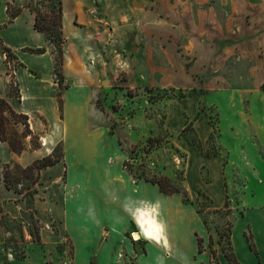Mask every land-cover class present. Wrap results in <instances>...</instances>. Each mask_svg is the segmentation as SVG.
Masks as SVG:
<instances>
[{"label": "rangeland", "instance_id": "rangeland-1", "mask_svg": "<svg viewBox=\"0 0 264 264\" xmlns=\"http://www.w3.org/2000/svg\"><path fill=\"white\" fill-rule=\"evenodd\" d=\"M14 1L13 7H18L20 2ZM70 1L87 6L86 22L72 20L73 28L85 31L84 37L68 30L66 35L71 36H64L63 49L65 62L74 69L82 54L93 77L84 111L96 132L97 154L107 167L121 163L136 183L168 178L186 193L178 194L179 201L194 211L203 227L196 234L201 254L207 253L212 262L226 258L232 252L234 220L247 205H264V48L254 38L264 29V22L234 8L231 0ZM1 3L0 19H4L6 10ZM24 3L38 9L45 5L42 10H46L56 0ZM4 42L0 35V79L9 76L2 78L0 91L9 86L10 79L11 95L22 102L17 80L25 93L29 83L23 73L16 80L14 70L24 63L19 56L8 63ZM8 42L18 43L13 37ZM45 47L44 57L28 50L18 55L44 77L54 67L46 80L57 82L55 47L49 40ZM43 107L47 120L32 116L31 129L51 142H60L64 121L57 119L48 100ZM22 122L15 125L10 120L7 126L8 135L15 133L18 137L12 139L20 143L26 131ZM75 125L79 128L78 120ZM70 136L64 161L44 178L41 175L37 185L20 180L9 192L0 180V264H98L97 245L103 244L111 229L100 227L92 232L94 240L84 242L70 231L67 214L76 212L75 203L84 196L79 185L104 183L105 174H95L100 179L95 177L92 182V175L90 178L85 172L89 161L84 155L89 146L73 133ZM27 139L22 141L27 143L25 150L43 144ZM206 158L223 163L225 201L221 207L214 205L210 193L213 177ZM9 166H0L2 176L7 170L15 179L25 176L17 171V162ZM193 168L199 175L193 173L191 178ZM110 176L120 188H129L126 176L116 170ZM221 180L222 175H217L213 190L219 199ZM76 220L74 226H78ZM166 222L174 250L181 257L188 255L192 249L189 231L195 223L190 217L176 216ZM140 231L123 235L135 250L139 243L134 236ZM76 252L84 259H78ZM119 258L124 264H137L126 247ZM181 260L188 262L153 257L144 259V264H177Z\"/></svg>", "mask_w": 264, "mask_h": 264}, {"label": "crops", "instance_id": "crops-1", "mask_svg": "<svg viewBox=\"0 0 264 264\" xmlns=\"http://www.w3.org/2000/svg\"><path fill=\"white\" fill-rule=\"evenodd\" d=\"M231 1H233L234 8L236 6L241 12H250L253 19L257 18L256 21L260 19L264 22V0ZM17 2H20L18 8H21L22 11L18 17L10 22L7 10L9 5L15 6L16 2L14 0H2L1 6L3 7V4L5 5L6 13L4 19H0V35L2 39L6 41V43L4 42V47L9 48L12 54L15 57L19 56V59L24 63V67L14 70V77L17 80V77L23 73L26 81L29 83V88H27L28 93H25L24 86L17 80L22 98V102H17L16 98L10 93L11 86L9 79V86L3 89V91H0V98L6 99L16 113L28 116L29 125L30 118L34 115H41L46 119L43 105H45L48 100L53 106L52 109L57 119L60 118L61 121H64V127L60 142L55 140L51 142L45 136L39 135L40 141L43 142L41 148L33 150L31 147L30 149L24 150L19 155L11 151L8 143L0 141V166L11 165L17 162L22 168H27L34 162L51 155L59 143L63 145L64 161V150L68 152L71 144H69V136L73 133L79 138H82L84 146H89L85 151L86 155H84L85 159L87 157L86 161H89V165L85 167L86 174L90 178L92 175V182H94L97 177L99 178V176H95L96 178L93 177L95 174L98 175L99 173H103L106 177H103L104 183L97 181V183L91 187L78 184L83 188L84 196L75 203V205L79 207L75 210L76 212L70 211L67 214L70 218V231L74 233V237L77 239L81 238L84 242L88 241L89 238L94 240L92 232L98 231L100 227L101 230L107 226L111 229L109 232L110 236L107 237L108 239L106 238L103 244L97 245V251L94 255L98 259V264H124L119 260V255L125 247L136 260L137 264H144V259L153 257L163 259L164 262H172L177 259H188V262L181 260L177 264H229L224 256L219 257V261L212 262L210 261L211 257L207 253L204 252L201 254L202 251L200 252L199 250L196 234L202 233L203 227L196 218L194 211L179 201L178 194L166 196L157 185L146 181L139 183L134 182V179L130 176L131 174L126 173L122 166H120L121 163L114 167H107L102 162L100 154H97L94 146L95 143L93 142L96 132L90 128L86 121V113L84 111V107L87 105L88 101V94L90 95V91L87 89L93 86V77L86 69L87 60L80 53L77 56L75 69L69 64L68 60H66L63 67L65 79L64 86L66 89L62 95L63 112L61 119L58 98L59 85L54 80L52 82L46 80L48 77L52 76L54 67L50 76L44 77V75H40L38 71L27 65L26 61L18 55L19 51L25 50L24 52H26L29 49L46 48L45 46L48 40L42 33L35 30V13L32 12L30 8L26 7L27 4L24 3V0H17ZM86 10L87 6L82 2L64 0V36L69 30L71 35L77 34L81 38L84 37L85 31L81 28H73L74 24L72 25V20L74 18H79L86 22L88 19ZM10 37H13L14 41H18V43L8 42V38ZM254 38L261 42L264 48V42H262V40H264V29ZM29 39L35 40L36 43ZM260 49L262 52V48ZM24 54L27 55V53H23V55ZM46 54L47 51L43 55H35L44 57ZM35 73L40 77L37 78ZM70 75L72 79H69ZM4 77L9 78L7 75ZM4 77H1L0 83ZM31 104L35 106L30 108ZM75 120L79 121V128H76ZM32 131L35 132L34 130ZM27 140L28 139H26V142ZM45 141L49 143H47L48 146L44 145ZM43 145L47 148H42ZM25 147H27V143ZM206 159L213 177V184L210 185V193L213 196L214 205L216 207H221L225 201L223 184L224 173L222 172L223 163L221 159L217 158ZM61 163L57 165H61ZM53 167L42 170V178H44L46 173H50ZM114 170L126 176V180L130 183L128 189L120 188L114 176L109 177L111 171ZM193 173L199 175L196 168L190 171L191 178L193 177ZM219 174L222 175L221 199H219L216 192L213 191L214 185L217 182V175ZM193 181L192 179V182ZM6 190L10 192V190ZM174 216L177 218L190 217L195 223L194 227L189 231L192 249L188 255L184 257L179 256L174 250L172 236L170 235L171 231L166 222ZM75 219H77L76 222L78 226L72 224ZM136 229L141 230L139 235L135 234L134 236V239L139 243L137 250L134 249V246H130L123 236L125 232ZM100 232H96L98 236H100ZM136 235H138V237ZM248 237H251L255 246V251L251 249ZM139 238H141V240H138ZM230 242L232 252L235 254L240 264H264V205H247L245 207L243 214L237 217L233 222ZM76 255L78 259H84L82 255L79 256L78 252H76Z\"/></svg>", "mask_w": 264, "mask_h": 264}, {"label": "trees", "instance_id": "trees-1", "mask_svg": "<svg viewBox=\"0 0 264 264\" xmlns=\"http://www.w3.org/2000/svg\"><path fill=\"white\" fill-rule=\"evenodd\" d=\"M26 7L30 8L31 11L34 12L36 15V20L34 25L35 30L42 33L47 38V40L53 43L56 50V59H57L56 72L58 77L57 83L59 85L58 98H59V107H60L61 119H62V112H63L62 95H63V91L66 89V87L64 86L65 79L63 75V67L65 64V55H64L63 46L66 43L63 33L64 0H56V3L55 4L52 3L49 9L46 10H42L43 8H45V5H39V9H38L35 8L32 3H28ZM21 11H22L21 8L13 7L12 5H9L7 13L10 18V22H12L16 17H18ZM28 51L31 52L32 54L43 55L46 53V48H40L35 50L29 49ZM4 54L7 57L8 63L10 62L11 59L15 57L12 54L11 50L7 47H4ZM20 67H24V66L20 65ZM10 120H14L15 125L19 124V120L24 121L22 122V124L25 126L26 131L21 136L22 141L27 139L28 137H32L34 141H40V136L36 135L30 129L29 117L23 114L16 113L6 99L0 98V141L8 143L13 153L17 155L21 154L25 150V144L22 141L20 143V141H18L17 138L15 140L12 139V136H16L15 133H12L13 134L12 136L10 134L8 135L7 131H9V129L7 128V126ZM39 148H41V146L34 148V150H37ZM62 161H63V145L62 143H59L55 147L51 155L34 162L31 166L27 168H22L18 166L17 171H20L22 175L25 176H20L15 179L12 172H9V170H7L3 176L0 173V180H3L8 190H12L15 183L20 180L29 183L31 182V184L37 185L40 182L42 170L49 167H53L61 163ZM5 168L9 169L10 166L6 165ZM124 168L130 170L129 169L130 167L127 165H124ZM130 172L132 173V171ZM35 173H36V178L34 177ZM145 181L159 186L161 192L164 193L166 196H173L175 194H184L185 196H187L186 193L183 192L180 188L173 186L170 180L166 177H161V178L154 177L153 179H146ZM20 194L22 193L20 192ZM230 238H231V231H230ZM248 239L250 242L251 249L255 251V246L252 242L251 237H248ZM199 250L201 252L200 243H199ZM226 259L228 260L229 264H240L233 252H231L230 254H226Z\"/></svg>", "mask_w": 264, "mask_h": 264}, {"label": "water", "instance_id": "water-1", "mask_svg": "<svg viewBox=\"0 0 264 264\" xmlns=\"http://www.w3.org/2000/svg\"><path fill=\"white\" fill-rule=\"evenodd\" d=\"M138 237V235H136Z\"/></svg>", "mask_w": 264, "mask_h": 264}]
</instances>
